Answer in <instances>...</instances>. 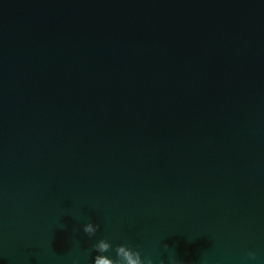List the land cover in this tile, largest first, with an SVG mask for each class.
I'll use <instances>...</instances> for the list:
<instances>
[{"label":"water","instance_id":"95a60500","mask_svg":"<svg viewBox=\"0 0 264 264\" xmlns=\"http://www.w3.org/2000/svg\"><path fill=\"white\" fill-rule=\"evenodd\" d=\"M101 239L264 264V0H0V264Z\"/></svg>","mask_w":264,"mask_h":264},{"label":"clouds","instance_id":"9594fccd","mask_svg":"<svg viewBox=\"0 0 264 264\" xmlns=\"http://www.w3.org/2000/svg\"><path fill=\"white\" fill-rule=\"evenodd\" d=\"M99 225L92 222L87 223L84 226V232L89 236L95 235ZM96 251L100 254L96 255L94 264H155L151 256L142 257L138 248H133L128 244H120L116 247V257H110L104 253H108L112 247L109 241L101 239L94 245ZM248 259L252 262L257 261V255L255 252L248 253ZM159 264H166L164 259L159 261ZM167 264H186L182 259H178L176 256H170ZM187 264H195L193 261L187 262Z\"/></svg>","mask_w":264,"mask_h":264}]
</instances>
